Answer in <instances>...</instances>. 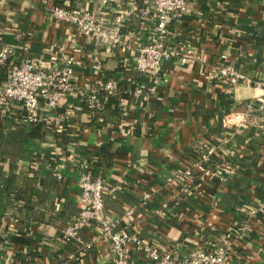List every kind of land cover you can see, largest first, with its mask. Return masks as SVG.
I'll return each mask as SVG.
<instances>
[{
    "label": "crops",
    "instance_id": "0c3cea01",
    "mask_svg": "<svg viewBox=\"0 0 264 264\" xmlns=\"http://www.w3.org/2000/svg\"><path fill=\"white\" fill-rule=\"evenodd\" d=\"M106 1L59 0L109 12L119 5ZM48 3L0 0V46L14 47L11 60L31 57L52 65L73 55V81L82 87L97 76L90 68L97 56L104 79L132 87L125 108L117 107L119 117L91 116L78 94H67L53 111L41 110L37 122L23 121L19 104L0 113V264H19L16 254L26 252L33 253L27 264H111L106 243L93 242L92 227L80 235L92 242L89 249L62 238L80 209L78 180L84 171L120 187L107 194L103 211L118 227L131 208L142 238L179 243V255L197 243L228 241L225 264H264V221L257 210L264 202V126H221L228 111L246 108L255 90L242 81L228 85L216 73L225 63L252 80L263 75L264 0H191L174 21L172 42H190L193 55L182 64L165 61L156 78L141 76L129 60L121 63L128 51L107 50L55 22ZM125 26L146 39L148 20L134 17ZM138 85L145 92L135 97ZM210 136L217 145L215 171L191 183L175 178ZM38 154L50 166L31 167L28 162ZM57 163L63 164L60 178L50 169ZM26 196L32 204L22 207L17 200L27 201ZM133 264L150 262L134 254Z\"/></svg>",
    "mask_w": 264,
    "mask_h": 264
},
{
    "label": "built area",
    "instance_id": "2783aa9c",
    "mask_svg": "<svg viewBox=\"0 0 264 264\" xmlns=\"http://www.w3.org/2000/svg\"><path fill=\"white\" fill-rule=\"evenodd\" d=\"M48 1L47 13L51 19L74 27L86 41H93L97 46L107 50L116 48L128 51V55L120 57L119 60L126 66L129 60L141 76L156 78L163 74L165 61L176 59L182 64L193 55L190 42H172L175 38L174 21L188 10L191 0H119V5L112 12L101 7L78 8L69 2L58 4L54 0ZM122 3L129 7L123 9ZM134 17L149 22L148 34L143 41H140L138 29L125 28V23ZM15 35L21 37L20 32ZM14 53L15 49L11 45L0 46V65L7 60L11 63L5 80L0 83V113L8 111L14 104H19L23 109V121H40L41 110H55L67 94L81 95L90 111L101 109L108 94H114L118 89L116 82L102 77L103 63L97 56L92 58L90 64L97 76L93 82H86L80 87L73 81L72 65L76 61L73 55L65 56L59 64L45 65L31 57H23L15 62L11 60ZM216 73L228 85L242 81L255 90L246 108L228 111L221 121V126L232 129L264 126V73L252 80L240 70L225 63L218 66ZM142 92L145 90L138 85L133 94L138 97ZM125 105L126 99L120 98L118 107L125 108ZM56 127L57 130L60 129L57 122ZM215 142L216 139L212 136L201 142L191 164L179 170L175 178L191 183L195 176L209 174L213 169L211 164L217 147ZM28 163L33 168L41 163L48 164L39 154L32 157ZM62 167L63 164L57 163L50 168L56 178L61 177ZM213 170L215 171V168ZM78 183L80 209L65 228L62 238L75 239L81 242L84 250L89 249L92 242H85L80 235L84 228L92 227L96 232L93 242L106 243L111 264H133L134 254L142 256L150 264H225L231 254L228 241L220 244L213 241H205L204 245L197 243L195 247L179 255V243L171 245L155 239L142 238L139 227L133 221L134 210L131 208L121 217L124 227H118V220L105 215L103 211L107 194H112L120 187L110 186L102 178L93 177L86 171L80 173ZM147 197L148 193L142 195V198ZM257 210L264 221V202Z\"/></svg>",
    "mask_w": 264,
    "mask_h": 264
},
{
    "label": "trees",
    "instance_id": "16d2710c",
    "mask_svg": "<svg viewBox=\"0 0 264 264\" xmlns=\"http://www.w3.org/2000/svg\"><path fill=\"white\" fill-rule=\"evenodd\" d=\"M56 3L60 4L59 0L56 1ZM10 62L9 60H7L4 64L0 65V83L2 81L5 80L6 75H7V71L8 68L10 66ZM132 86H126V83H123V86L121 88H118L117 91L114 94H108L107 99L105 101V103L103 104V107L101 109H97V110H93V111H89V113L91 114V116H100L103 115L104 112H110V114H112L113 116L117 114V116L119 117V110H118V102L120 98H124V99H128V93L126 92V90L129 88H131ZM13 107V106H11ZM105 147H103L101 149V157H103V155L107 152V150H104ZM104 150V151H103ZM26 199H28L27 201L20 198L18 199V203L20 205H22V207H25L28 204H32L30 199V196H26ZM22 199V200H21ZM81 250L83 249L80 248ZM33 253H17L16 257L18 259L19 264H27L26 262V256H32ZM28 262H30V260H28Z\"/></svg>",
    "mask_w": 264,
    "mask_h": 264
}]
</instances>
